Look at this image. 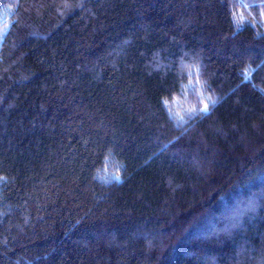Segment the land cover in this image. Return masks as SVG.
Returning a JSON list of instances; mask_svg holds the SVG:
<instances>
[{
    "label": "trees",
    "instance_id": "1",
    "mask_svg": "<svg viewBox=\"0 0 264 264\" xmlns=\"http://www.w3.org/2000/svg\"><path fill=\"white\" fill-rule=\"evenodd\" d=\"M0 264H264V0H0Z\"/></svg>",
    "mask_w": 264,
    "mask_h": 264
},
{
    "label": "snow or ice",
    "instance_id": "2",
    "mask_svg": "<svg viewBox=\"0 0 264 264\" xmlns=\"http://www.w3.org/2000/svg\"><path fill=\"white\" fill-rule=\"evenodd\" d=\"M205 110H206V108H205Z\"/></svg>",
    "mask_w": 264,
    "mask_h": 264
}]
</instances>
